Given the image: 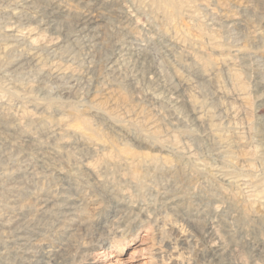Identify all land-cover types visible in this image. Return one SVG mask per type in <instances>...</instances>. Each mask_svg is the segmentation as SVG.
Masks as SVG:
<instances>
[{
	"label": "rangeland",
	"instance_id": "obj_1",
	"mask_svg": "<svg viewBox=\"0 0 264 264\" xmlns=\"http://www.w3.org/2000/svg\"><path fill=\"white\" fill-rule=\"evenodd\" d=\"M0 264H264V0H0Z\"/></svg>",
	"mask_w": 264,
	"mask_h": 264
},
{
	"label": "bare ground",
	"instance_id": "obj_2",
	"mask_svg": "<svg viewBox=\"0 0 264 264\" xmlns=\"http://www.w3.org/2000/svg\"><path fill=\"white\" fill-rule=\"evenodd\" d=\"M176 97V96H175ZM178 97L179 96H177L176 98H171V99H173V101L175 100H177V102H178ZM184 99V98H183ZM170 101H172V100H170ZM174 101V102H175ZM71 199V198H70ZM39 203V202H38ZM37 203V204H38ZM44 205H46V206H50V207H54L55 206V204L57 203H54V201H52V200H49V199H46V200H43V202H42ZM41 204V203H40ZM38 206V205H37ZM56 208V207H55ZM60 208V207H59ZM64 210H69L70 209V204H68V205H66V206H63L62 207ZM72 208V207H71ZM43 210V209H42ZM69 213V212H68ZM27 225L30 227V226H32L33 225V221L32 220H30L28 223H27ZM16 240L19 242V244H24L25 242H26V239H25V237H23V236H21V235H18L17 237H16ZM31 240V239H30ZM24 242V243H23ZM28 244V243H27ZM19 246V245H18ZM22 247V246H21ZM20 247V248H21ZM24 248V247H23Z\"/></svg>",
	"mask_w": 264,
	"mask_h": 264
}]
</instances>
